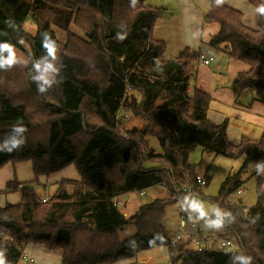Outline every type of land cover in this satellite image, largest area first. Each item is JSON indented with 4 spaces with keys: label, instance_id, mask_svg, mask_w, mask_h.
<instances>
[{
    "label": "trees",
    "instance_id": "obj_1",
    "mask_svg": "<svg viewBox=\"0 0 264 264\" xmlns=\"http://www.w3.org/2000/svg\"><path fill=\"white\" fill-rule=\"evenodd\" d=\"M256 6L255 29L244 25L242 12L225 0H209L204 22L219 26L207 45L247 65L237 73V88L259 93L264 91V0ZM163 14L145 0H0V168L29 161L33 175L26 183L7 181L0 191L19 189L20 194L18 202L0 206V251L7 264H24L21 255L28 244L60 249V264H114L155 245H165L170 257L180 247L166 233L164 209L179 200L175 187L195 185V165L188 155L196 146L242 157L243 163L211 199L218 215L210 221L232 245L187 250L185 264H264V132L232 143L227 120L208 118L210 95L191 88L200 53L185 47L165 56V42L152 36ZM29 16L36 31L25 36ZM78 18L87 39L75 46L68 27ZM51 26L70 37L54 65L43 46L52 42L57 52ZM23 40L30 46L27 65L12 54ZM48 63L53 68L44 73ZM42 74L50 84L39 79ZM123 110L145 123L120 133L118 113ZM148 137L157 140L159 152H153ZM139 156L157 164L142 166ZM249 164L256 203L246 208L238 198L235 203L228 198L240 188ZM68 166L79 178L60 181L42 202L34 185ZM161 184L170 196L155 197L129 215L112 204L115 196ZM126 225L135 233L119 240L118 230Z\"/></svg>",
    "mask_w": 264,
    "mask_h": 264
},
{
    "label": "rangeland",
    "instance_id": "obj_2",
    "mask_svg": "<svg viewBox=\"0 0 264 264\" xmlns=\"http://www.w3.org/2000/svg\"><path fill=\"white\" fill-rule=\"evenodd\" d=\"M21 1L27 3L31 2V0H21ZM198 1L200 3L204 2L203 0H198ZM229 1L236 2L237 4L240 5L239 0H228L227 2ZM257 1L247 0L248 3L247 8L246 6L241 7L242 6L241 5L239 7L242 9L237 8V10L243 12L245 14V17L248 16L251 17V15H253L252 8L255 12H257V6H256ZM162 2H164L163 4L165 5L172 3L173 0H152V1L145 0L146 4L157 7L161 9V13H164L165 11L161 8ZM172 12L173 14L175 13L173 19H178V11L176 5L174 6ZM163 16H166V14H163ZM83 23L84 21L78 18L77 22H71L68 27V33L71 34L70 36H72V42H75L76 44L75 46L85 44L84 40L87 39V36L85 34L86 32L84 30L85 26ZM51 28L53 29L55 36L59 41L57 52L53 60V65H54L58 59L59 54H61V52L65 50L67 45L70 44L69 42L70 37L69 35H67L66 31H63L56 26H51ZM23 30L25 36H32L35 34L36 27L30 16L25 20V23L23 25ZM76 49L82 50L79 47ZM182 49L183 48L179 49V51ZM208 51H210V49L205 48L203 50V53L206 55L211 54L212 50L210 52ZM29 53H30V46L26 40L21 41L20 49L14 48L12 50V54L15 55L20 61V63L23 65H27L29 60ZM169 54L171 53L167 51L165 56L176 55L177 54L176 49L174 50L172 55ZM200 62L201 61L198 60V62L194 65V70L196 71V75L197 72L203 73V75L201 76L202 83L204 84V86L205 84L209 83V90H210L209 95L211 97L210 106L211 105L213 106L216 102L217 105H219L216 106V108L218 109L215 110L211 109L212 110L211 116L213 117L217 115L216 113L220 111V108L224 109L225 107H229L231 109H227V113L224 114L225 117L224 119L230 121V124L231 121L234 122L235 128L237 125L239 128L246 130L244 133L245 136L250 138L259 137L264 132V91L256 93L250 90H245V92L239 94L236 93L235 90H233L235 88L234 78L237 76V72L247 69V65L241 61L230 58L225 52H222L220 50H216L215 56L210 61V64L205 66H199ZM207 68L210 70L209 74H207ZM141 70L144 74L150 75L151 70L147 66H143ZM194 81L191 82V88L195 87ZM238 105L241 106L242 111L246 110L249 113L253 112L251 114H254L257 120L253 121L252 118L255 117H252L251 115L247 117H240L238 113H234L233 109L234 107H239ZM118 115L120 118L118 125V129L120 133H124L126 129L131 127L140 129L142 125L145 123L142 118L134 116L130 111L123 110L120 111ZM90 119H92V121H95L93 117ZM230 124L229 122H227V136H228V129L231 126ZM227 138L229 140V137ZM147 140L153 152L160 151L159 144L154 137H148ZM142 157L143 156L138 157V160H140V164H142V166H151V165L155 166L157 164L151 162L145 163L144 160L141 161V159H143ZM188 161L189 163L195 165L196 174L201 176L207 175L209 179L205 184V186L201 187V189L199 190V192H201L199 195L194 196L185 202L178 200L177 202L171 203L165 207L163 224L166 233L169 237H171L174 234V232L178 230L180 226L179 222L181 217L179 210L182 209L184 211L182 218L184 219V222L186 224H188L190 221H194L198 226H200L202 230H206V231L212 230V232L216 233L217 235L224 237L222 232L219 231L218 226L212 225L210 221L211 217H216L218 215V206L211 199L217 194L220 184L226 178V176L234 174L236 171H238V169L243 163V158L242 157L231 158L223 155H215L212 152H207L203 150L200 146H196L189 153ZM11 165H13V167ZM4 166H2L1 168L6 170H2L1 174L4 175L8 173V171L11 172L10 173L11 179H8L7 181H11L13 179L17 181L25 180L21 182L26 183L29 180H31L33 177L31 165L29 161L19 162L16 164L7 163ZM251 168L252 165L249 164L247 171L241 175L242 183L240 185V188L244 189V191L241 194H237V195L236 193H232V195L228 198L229 202L235 203V199L240 198L241 205L246 208L255 205L256 203L255 177L250 172ZM12 169H14V171L16 169L17 173L15 177L12 176V174H14V171L13 173L11 171ZM76 174L77 173L73 168V166H68L64 168L62 171L60 170V172H58L54 176L40 178L39 185H34L35 190L38 193V195L42 197L43 196L49 197L54 193L57 187V183L53 179L59 180V182L62 180H70V181L77 180L79 177L77 178V176H75ZM67 186L69 188L68 190L71 191L73 186L70 184H67ZM262 187L264 188V179L262 181ZM4 188L5 186L1 190H3ZM12 191H8V192H11V194H13L14 192ZM10 195L9 197H11ZM124 196L119 197L120 204L118 205L117 208L124 215H129L133 213L141 204L149 202L155 197H160V198L168 197L170 196V194H168L164 185L161 184L146 189L143 194H140L138 191L130 192L128 194L129 196L128 201L123 199ZM134 233H135V228L132 225H126L118 230V239L122 240L126 237L132 236ZM130 262L143 263V264H164L168 262V249L165 245H155L148 249L139 251L135 256L131 258L119 260L114 264H128Z\"/></svg>",
    "mask_w": 264,
    "mask_h": 264
},
{
    "label": "crops",
    "instance_id": "obj_3",
    "mask_svg": "<svg viewBox=\"0 0 264 264\" xmlns=\"http://www.w3.org/2000/svg\"><path fill=\"white\" fill-rule=\"evenodd\" d=\"M152 1V0H150ZM204 2L200 3L198 0H173L172 3L170 4H163L164 2H162L161 4V8L165 11L164 14H166V16L163 17H159L155 20L154 25H153V30H152V36L155 39H160L163 40L165 42V55L167 53V51L172 55L174 50L176 49V53L179 52V49L181 48H189L191 50L194 51H198L200 54H202L205 58H208L210 56H212L214 58L216 50L219 49H213L210 48L207 45V41L209 40V38L215 34L218 31V24L216 22H204V18L205 15L208 11V7H209V0H203ZM225 0L226 4L233 7V8H240L239 6L243 7V6H248L247 0H239V4H237L236 2L233 1H229ZM236 3V4H234ZM247 4V5H246ZM164 5V6H162ZM176 5L177 7V11H178V19H173L175 13L173 14V8ZM252 12L253 15L245 17V14L242 12L243 16H242V23L244 25H249L250 28L255 29V27L257 28L258 26V10L257 12H255L252 8ZM257 18V20H256ZM247 26V27H249ZM205 48H209L211 51V54L206 55L203 53V50ZM173 49V51H172ZM171 50V51H170ZM208 51V52H210ZM221 51V50H220ZM223 52V51H222ZM202 62H200L199 66H205L210 64V62L208 64H201ZM204 68V67H203ZM202 71V70H201ZM243 71V70H241ZM210 70L207 68V74H209ZM239 72V71H238ZM237 72V73H238ZM203 75V73L201 72H197L195 81H194V85L195 88H198L200 90H203L205 92H207L208 94L210 93L209 90V83L204 84L202 83V78L201 76ZM236 79L237 76L234 78L235 80V88L233 90L236 91V93L241 94L242 92L245 91H241L237 88L236 86ZM217 102L212 106L209 105L208 111H207V116L208 118L213 121V122H220L222 121L225 117L224 114L227 113V109H231L229 107H225L224 109H221L220 107V111H218V113H216L217 115L215 116H211L212 110L214 109H218L216 108ZM239 107H234L233 111L234 113H238V115L240 117H247L249 115H251L253 121H256V116L254 114H251L249 112H247L246 110H241V106L238 105ZM213 107V108H212ZM212 109V110H211ZM250 111V110H249ZM221 113V114H219ZM215 117V118H214ZM230 124V121H227ZM231 126L228 129V136L229 140L232 143H237V141H239V138L241 137V135H245V131L242 128H239L236 125V128L234 127V122L231 121ZM232 135V137H231ZM8 166V165H6ZM13 167V165H11ZM5 167V166H4ZM3 167V168H4ZM9 167V168H12ZM2 170H6V169H0V191L1 189L5 186L6 181L8 179H11V172L8 171V173L6 174H1ZM10 170V169H8ZM63 170V169H62ZM61 170V171H62ZM12 173L14 171V169L11 170ZM60 172V171H58ZM58 172H55L53 174H51L50 176H54L56 175ZM16 169L14 171V174H12V176H16ZM75 176L78 175L76 174ZM57 184L59 182V180L53 179ZM21 181H25V180H18V182ZM35 188V186H34ZM14 192L13 194H11V192H2L0 194V206H3L5 203L9 202V203H16L19 201L20 199V194H19V189L12 191ZM11 197H9V195ZM44 197V196H43ZM128 195L124 196V199L128 201ZM180 223V222H179ZM181 224V223H180ZM198 226V225H197ZM200 227V226H198ZM43 250V251H41ZM23 253L29 255L30 257L33 258L34 263L33 264H60V258H61V250L60 249H54V250H47L43 247V245L41 244H28L23 248ZM170 260L169 258V253H168V261ZM20 263H23V260L21 258ZM167 263V262H166Z\"/></svg>",
    "mask_w": 264,
    "mask_h": 264
},
{
    "label": "built area",
    "instance_id": "obj_4",
    "mask_svg": "<svg viewBox=\"0 0 264 264\" xmlns=\"http://www.w3.org/2000/svg\"><path fill=\"white\" fill-rule=\"evenodd\" d=\"M212 56L205 58L202 54H199L198 59L203 64H208L212 60ZM194 187L191 185H186L183 188L175 187L174 193L178 196L179 200L185 202L191 199L194 196L199 195L201 192L199 190L201 187L205 186L206 178L205 176H201L196 174L194 177ZM154 186H150L148 188H143L138 190L140 194H143L146 189L152 188ZM244 189L239 188L236 190L237 194H241ZM124 196V194L115 196L112 198V204L117 206L120 204L119 197ZM42 202L48 200L49 197H40ZM124 199V198H123ZM180 226L177 231L170 237V242L172 245H179V249L173 251L170 260L164 264H185L184 259L187 257L186 251L193 250L196 252H201L208 247L221 248L225 249L232 245L231 241L225 237L219 236L216 233L212 232V230H202L194 221H190L188 224L184 222L183 210L180 209ZM21 258L24 264H33V258L29 255L22 253Z\"/></svg>",
    "mask_w": 264,
    "mask_h": 264
},
{
    "label": "clouds",
    "instance_id": "obj_5",
    "mask_svg": "<svg viewBox=\"0 0 264 264\" xmlns=\"http://www.w3.org/2000/svg\"><path fill=\"white\" fill-rule=\"evenodd\" d=\"M261 11H264V9H261ZM43 46L47 49L48 51V55L49 56H52V57H55V53H56V48L54 46V44L52 42H49V41H44L43 43ZM8 63L11 64L13 63V60L12 59H9L8 60ZM35 67H37L39 69L40 65L37 64ZM53 68V65L51 63H48L45 65L44 69H43V72L46 73L48 72L49 70H51ZM40 80H43L44 81V84H50V81L46 78V76L44 74H42L40 77H39ZM46 89L44 88L43 85L40 86V91H45ZM17 131H24L23 128H18ZM17 144L20 143L19 141L16 142ZM0 264H7V260H6V256H5V252L4 251H0Z\"/></svg>",
    "mask_w": 264,
    "mask_h": 264
},
{
    "label": "water",
    "instance_id": "obj_6",
    "mask_svg": "<svg viewBox=\"0 0 264 264\" xmlns=\"http://www.w3.org/2000/svg\"><path fill=\"white\" fill-rule=\"evenodd\" d=\"M238 202H240L241 201V199L240 198H238V200H237Z\"/></svg>",
    "mask_w": 264,
    "mask_h": 264
}]
</instances>
